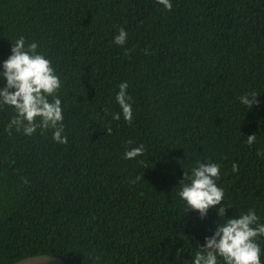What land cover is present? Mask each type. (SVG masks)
<instances>
[{
    "label": "trees",
    "instance_id": "16d2710c",
    "mask_svg": "<svg viewBox=\"0 0 264 264\" xmlns=\"http://www.w3.org/2000/svg\"><path fill=\"white\" fill-rule=\"evenodd\" d=\"M171 4L0 0V61L20 36L37 43L60 79L67 137L25 136L0 107V264H190L222 222L215 208L185 211L177 195L197 162L220 165L225 217L252 208L264 221V0ZM121 82L130 122L111 119ZM245 92L258 95L249 110ZM138 145L141 157L123 158Z\"/></svg>",
    "mask_w": 264,
    "mask_h": 264
},
{
    "label": "clouds",
    "instance_id": "9594fccd",
    "mask_svg": "<svg viewBox=\"0 0 264 264\" xmlns=\"http://www.w3.org/2000/svg\"><path fill=\"white\" fill-rule=\"evenodd\" d=\"M166 11L172 7L171 0H156ZM127 32L116 29L112 42L123 46ZM10 55L0 61V107H12L15 116L9 127L15 126L25 136H31L37 127L52 130V140L64 144V125L61 100L56 95L60 88V79L51 62L43 53L37 51V43H26L20 36L11 41ZM115 93V103L120 111L111 114L112 120L123 118L125 122L132 119L130 97L127 95V82H121ZM255 92H245L238 97L240 105L248 110L257 103ZM51 97V99H49ZM109 134L111 129H107ZM257 135L246 136V143L252 145ZM144 152L143 145L125 150L124 159H136ZM259 149L257 155H262ZM140 162V161H138ZM220 165L213 162H197L189 173H182L178 197L185 211H191L204 217L210 209L215 208L222 217L216 230L206 237L202 250L191 253L190 264H262L261 246L258 240L264 239V221L257 212L250 208L246 212L232 217H225L224 190L218 186ZM235 172L236 165L232 166ZM187 264V261L185 262Z\"/></svg>",
    "mask_w": 264,
    "mask_h": 264
},
{
    "label": "water",
    "instance_id": "95a60500",
    "mask_svg": "<svg viewBox=\"0 0 264 264\" xmlns=\"http://www.w3.org/2000/svg\"><path fill=\"white\" fill-rule=\"evenodd\" d=\"M13 264H65L61 259L48 256V255H36L24 258ZM169 264H181L180 258H176Z\"/></svg>",
    "mask_w": 264,
    "mask_h": 264
}]
</instances>
